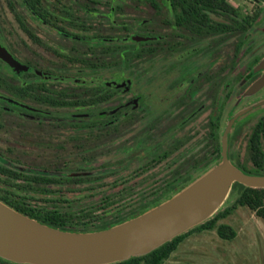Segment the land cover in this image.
<instances>
[{"label": "flooded vegetation", "instance_id": "obj_1", "mask_svg": "<svg viewBox=\"0 0 264 264\" xmlns=\"http://www.w3.org/2000/svg\"><path fill=\"white\" fill-rule=\"evenodd\" d=\"M250 1L251 13L231 0H8L0 169L46 178L35 192L67 206L145 201L219 163L228 132L230 160L264 171V0Z\"/></svg>", "mask_w": 264, "mask_h": 264}, {"label": "water", "instance_id": "obj_2", "mask_svg": "<svg viewBox=\"0 0 264 264\" xmlns=\"http://www.w3.org/2000/svg\"><path fill=\"white\" fill-rule=\"evenodd\" d=\"M12 65L9 54L5 55ZM264 66V64H263ZM264 84V78L256 88ZM171 197L103 230L77 232L49 226L0 199V258L15 264H112L148 254L215 216L235 183L264 188V175L246 173L228 156Z\"/></svg>", "mask_w": 264, "mask_h": 264}, {"label": "trees", "instance_id": "obj_3", "mask_svg": "<svg viewBox=\"0 0 264 264\" xmlns=\"http://www.w3.org/2000/svg\"><path fill=\"white\" fill-rule=\"evenodd\" d=\"M215 3L226 4L225 0H215ZM230 9L231 12H234L232 7ZM244 172L264 175V171ZM14 175H18L17 172L9 169H0L1 200L19 212L49 226L77 232L103 230L117 223L124 222L158 205L162 202L163 198L169 196V192L179 189L169 186H151L149 188L150 197L145 201L129 200L124 202L123 200L127 199L126 195L122 196L119 194V199L113 202H111L110 198L112 197L109 195L106 201L98 202V204L76 202L67 206L51 200L47 196L49 192L45 187L39 186L41 192H35L36 188L32 184V181L35 179L40 183L42 182L41 180L46 178H42L40 175L25 174L23 176L26 177L27 181L18 182ZM122 189L120 188L121 191ZM234 190H237L238 195L232 207L219 211L206 222L175 237L148 254L135 256L112 264H164L171 257V254L178 249L179 244L195 231L216 229L220 237L234 239L237 236L235 228L228 223H218V221L231 214L233 208L237 206L247 207L264 223V188L248 187L235 183L233 186ZM93 205L96 207H92ZM0 263L15 264L2 258H0Z\"/></svg>", "mask_w": 264, "mask_h": 264}, {"label": "rangeland", "instance_id": "obj_4", "mask_svg": "<svg viewBox=\"0 0 264 264\" xmlns=\"http://www.w3.org/2000/svg\"><path fill=\"white\" fill-rule=\"evenodd\" d=\"M231 1L247 13L254 11V3L250 0ZM7 3L8 0H0V19L3 20L6 38L9 40L7 43L15 45L16 22ZM263 27L264 23L261 25V28ZM232 52L233 48L231 47L230 56ZM227 54L224 52L222 57L216 60V63L213 65L214 69H217L218 66L224 63ZM247 63L249 61L246 62V65ZM249 64H252V62L250 61ZM160 81L158 80L157 83H160ZM160 89L161 86L153 89L152 105L156 111H158L161 101L159 94L162 91ZM3 146L0 142V148ZM237 151L241 152L240 155L236 156L239 157V160L249 156V152L244 153L243 146L242 148L237 147ZM206 170L199 171L194 179ZM237 195V190H232L230 197L221 207L220 211L232 207ZM218 223L232 225L237 231V236L234 239H224L220 237L216 229L195 231L179 244L178 249L171 254V257L164 264H264V223L250 209L245 206H237L233 208L231 214L220 219Z\"/></svg>", "mask_w": 264, "mask_h": 264}]
</instances>
